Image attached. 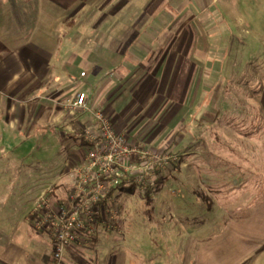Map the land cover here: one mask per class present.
I'll use <instances>...</instances> for the list:
<instances>
[{"label": "crops", "instance_id": "obj_1", "mask_svg": "<svg viewBox=\"0 0 264 264\" xmlns=\"http://www.w3.org/2000/svg\"><path fill=\"white\" fill-rule=\"evenodd\" d=\"M175 1L0 0V71L4 70V55L12 56L19 68L14 80L20 79V75L27 69L28 73L22 78L21 84L27 81L28 87H33L38 86L42 80L43 85L49 87L42 97L44 103H56L59 98L63 101L79 92H85L90 108L103 111L118 130L127 132L131 142L154 149L169 147L179 150L182 139H187L190 126L195 125V110L190 114L194 108L190 107V103L194 99L193 88L196 86V50L194 42L192 46L190 42L188 46L185 43L181 47L174 45L172 28L169 27L181 21L180 15L160 17L165 9L173 8L171 3ZM188 1L191 3L186 6L188 10L185 13L189 19H194L198 0ZM131 12L134 17L127 21ZM201 17L205 18L202 21L207 20V11ZM123 21L129 22L125 29L119 25ZM27 25L31 27V32L23 36L20 26L25 30ZM20 35L22 40L27 39L26 43L30 46H24L26 43L19 40ZM4 39L17 41L14 45H5ZM57 39L60 41L57 42ZM72 78H76V82ZM57 87H60L58 95L54 90ZM209 102L216 105L219 103L217 100ZM224 113L221 106L212 111L207 107V130L218 127L217 122L226 117ZM23 114L19 109L15 111L14 120L18 124ZM25 115V118L31 120L27 122L28 129L34 127L33 134L41 137V140L43 135L49 133L59 135V151L52 150L50 146L47 150L50 156L58 152L60 161L50 163L48 177H55L33 196V205L24 217L31 231L38 235L32 236L25 227L22 232L11 235L10 229L0 227V264H161L160 259L164 257L159 253V241L151 240L152 245L149 247L132 237H137V234L128 217L130 207L121 195V191L127 188L117 189L113 193L122 234L108 229L106 223L102 222L95 235L84 237L81 243L68 246L63 260L58 262L54 259L50 230H36L30 213L39 195L51 185L55 186L57 197L64 200L73 186L68 171L70 167L79 165L87 154L86 142L77 138L76 133L88 127L95 129L96 122L88 112L79 111L72 115L64 113L62 109L53 110L52 104L47 103L43 104L42 112L35 110ZM56 123L58 127L54 125ZM218 129L221 135L234 136L236 141L243 137L240 128L228 121L220 124ZM225 138L227 140L228 136ZM69 141L72 143L68 144ZM207 145L208 148L213 143ZM0 151H4V148H0ZM221 163L227 165L232 164V161L224 154ZM173 169V172L181 171L180 167L175 166ZM173 172L168 170L163 173V183L170 178H177ZM207 182V195L204 198L210 200L208 210L211 211L213 194L218 190L213 186L208 173ZM33 190L35 188H29L27 194H32ZM156 195L150 197V201H154ZM214 215H219V212ZM175 217V211L170 218L157 215L155 219H161L162 223H155L154 226L145 223L141 230L151 235L162 231L165 243L170 241L172 248L165 253V264H193L189 255L190 242L187 246L188 254L182 257L177 256L173 247H184L185 238L190 237L191 230H209L213 223L207 221V224H201L199 227L202 228L197 229L171 222ZM13 226L11 231H14ZM131 226L132 233L129 228ZM148 248L151 249L150 255ZM137 253L140 255L138 261L135 260ZM206 257L207 250L198 263L206 264Z\"/></svg>", "mask_w": 264, "mask_h": 264}, {"label": "rangeland", "instance_id": "obj_2", "mask_svg": "<svg viewBox=\"0 0 264 264\" xmlns=\"http://www.w3.org/2000/svg\"><path fill=\"white\" fill-rule=\"evenodd\" d=\"M213 1L198 0L194 19H189L185 13L186 6L191 3L188 0L172 2L173 8L165 9L160 15L161 18L180 15L181 21L169 27L172 28L174 45L188 46L190 42L192 46L194 42L196 50V86L190 103V107H194L190 114L195 110V125L190 126L187 139L183 138L179 150L176 149L180 154L178 164L181 171L171 169L177 178L163 183L155 191L154 201H148L145 194L136 189L121 191V195L130 207L128 217L137 234V237L131 234L132 237L149 247L151 240L159 241V253L164 258L166 251L172 248L170 241L165 243L162 231L151 235L142 230L145 223L153 226L162 223L161 219H155L157 215L170 218L175 211L177 217L171 222L197 229L207 221L213 223L209 230H191L184 247H173L178 257L188 254L190 242L189 255L193 264H199L205 250L206 264H264V0ZM206 11L209 17L202 21L205 18L201 14ZM132 12L127 21H131ZM127 21L119 24L120 27L125 29L129 25ZM103 25L107 26V23ZM20 27L23 36L31 32L28 25L25 30ZM19 40L25 41L24 44L27 42L21 35ZM16 41L3 40L5 45H14ZM189 64L191 68V59ZM3 67L4 70L0 71V148H4L0 151V227L10 229L11 235L22 232L25 227L32 236H37L24 217L33 205V196L55 177H48V169L50 163L60 161L59 154L50 156L47 149L50 146L59 151L60 138L49 132L42 140L35 136L34 127L28 129L27 122L31 120L25 118V113L42 112L46 103L52 104L53 110L62 109L72 115L83 110L65 107L72 104L77 94L63 101L59 98L56 103H44L42 97L49 87H45L42 80L33 87H28L27 81L21 84L27 69L20 79L14 80L19 68L12 56L4 55ZM76 80L72 78V81ZM59 89H54L57 95ZM215 100L219 101L218 105L209 102ZM220 106L226 117L217 122L218 127L207 130V107L212 111ZM18 109L24 112L20 124L14 120ZM226 119L240 128L242 138L236 141L234 136L221 135L218 128L227 123ZM54 125L59 126L58 123ZM209 143L213 145L207 148ZM224 154L232 164L221 163ZM207 173L218 190L213 194L211 211L208 210L210 200L204 198L207 195ZM32 187L35 188L33 193L27 194ZM217 212L219 215H214ZM12 226L14 231H11ZM129 228L132 233V226ZM150 250L148 248L149 255ZM139 258L137 253L135 260ZM164 258L160 259L161 264H165Z\"/></svg>", "mask_w": 264, "mask_h": 264}, {"label": "built area", "instance_id": "obj_3", "mask_svg": "<svg viewBox=\"0 0 264 264\" xmlns=\"http://www.w3.org/2000/svg\"><path fill=\"white\" fill-rule=\"evenodd\" d=\"M72 101L65 107L82 109L96 122L95 129L76 133L86 142L87 154L79 165L70 167L73 186L64 200L51 185L39 195L30 213L36 230H50L53 257L58 262L68 246L95 235L102 222L123 233L113 198L117 189L134 188L153 197L163 173L180 162V154L171 148L154 149L131 142L127 132L118 130L103 111L90 108L85 92Z\"/></svg>", "mask_w": 264, "mask_h": 264}, {"label": "trees", "instance_id": "obj_4", "mask_svg": "<svg viewBox=\"0 0 264 264\" xmlns=\"http://www.w3.org/2000/svg\"><path fill=\"white\" fill-rule=\"evenodd\" d=\"M176 167H180V166H178V165H176ZM165 181V179L163 178H161V180L159 181V184H158V187H157V189H156V191L160 188V186L163 184V182ZM125 188H127V187H120L119 189L120 190H124ZM127 190H130V191H132V190H134L133 188H127ZM146 197H147V199H148V201H150L151 200V198H150V193H148V194H146L145 195Z\"/></svg>", "mask_w": 264, "mask_h": 264}]
</instances>
